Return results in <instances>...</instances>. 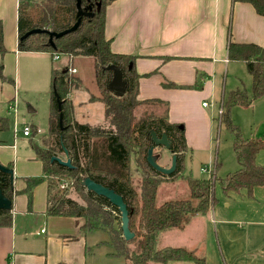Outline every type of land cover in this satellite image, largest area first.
I'll return each instance as SVG.
<instances>
[{
	"label": "trees",
	"instance_id": "1",
	"mask_svg": "<svg viewBox=\"0 0 264 264\" xmlns=\"http://www.w3.org/2000/svg\"><path fill=\"white\" fill-rule=\"evenodd\" d=\"M80 1L81 6L92 14L81 15L75 30L54 37L53 46L49 43L48 31H62L75 23L78 18L76 0H18L17 6L19 51L48 52L52 56L64 54L69 58L92 57L99 91L97 98L104 105V120L107 122V126H104L74 119L70 94L73 89L81 87V80L69 71L68 64L61 68L52 65L47 133L40 137V144L33 143L35 156L40 160L42 173L48 182L46 214L83 218L79 230L84 234L97 228L106 230L108 241L113 247L111 254L124 257L131 264H167L169 261L204 264V257L187 247L156 248L157 235L167 229L182 230L191 218L206 214L215 201V184L226 194L245 190L248 197L252 196L255 187L264 186V166L255 161L256 154L264 148V141L243 138L239 127L230 118L232 106L248 105L264 95V44L234 42L230 39L227 46L228 58L244 61L252 78L250 95L238 88L223 96L218 120L234 135L232 150L239 168L221 177H216L213 171L207 178L191 177L184 175V156L188 148L183 128L168 120L166 102L137 98L139 75L134 68L135 56L113 52L111 40L105 37V11L113 0ZM233 1L248 2L256 13L264 16V0ZM35 28L41 31L23 36ZM0 51L4 52L1 37ZM110 64L116 65L121 71L125 82L122 95H117L108 87L112 76V71L107 69ZM0 78L5 79L2 64ZM196 86L200 87L201 84ZM139 105L147 108L142 116L136 118L134 111ZM60 113L64 128L59 123ZM7 126L8 118L0 116V130H5ZM151 129L157 136L165 132L170 140V152L176 154L175 170L170 174L156 171L146 160L147 149L152 144ZM32 132L37 133L35 126ZM65 150L72 168L52 160V157L65 159ZM6 167L11 168V164ZM133 168L139 172L136 184L132 181ZM86 176L122 196L128 210L129 229L134 233L130 240H125L122 235L117 207L82 185ZM63 177L72 179L71 183L83 203L52 191L55 181L59 182ZM178 177L184 179L187 193L157 202L159 184L164 179ZM42 179L38 177L34 182ZM11 186L10 175L0 170V190L9 199ZM10 224V209L0 208V226ZM131 243L136 244L135 249L129 246Z\"/></svg>",
	"mask_w": 264,
	"mask_h": 264
},
{
	"label": "crops",
	"instance_id": "2",
	"mask_svg": "<svg viewBox=\"0 0 264 264\" xmlns=\"http://www.w3.org/2000/svg\"><path fill=\"white\" fill-rule=\"evenodd\" d=\"M17 6L18 0H0V23L3 24L0 37L4 49L0 51V64L5 78H0V100H4L8 112L14 107L16 91L15 80L9 75H15L18 53L45 56L46 62L41 68L45 72L50 70V78L55 59L48 52L17 49ZM104 34L111 40L113 52L135 56L134 68L139 75L137 98L166 102L168 120L182 126L187 148L204 149L210 155L216 118L211 104L219 102L218 120L219 109L222 111L223 94L219 95L218 88L220 73L233 61L245 63L228 58V42L231 39L263 45L264 16L256 13L250 3L233 0H113L106 7ZM78 57L70 60V68H74L75 73L77 68L73 61ZM6 85L12 86L13 94L2 97ZM98 94L99 91L97 95L90 93L80 104L103 105ZM71 101L74 116L72 98ZM74 119L77 120L75 116ZM8 126L0 130V163L11 164L13 170L11 224L0 226V264H85L86 234H80L79 230L82 218L46 214L48 182L35 156L32 128L25 125L30 133L22 132L28 137L30 149L27 151L23 150L24 139L17 140L15 133L10 142ZM16 140L21 142L19 146ZM38 177L43 179L34 182ZM256 196L261 206L244 208L245 217H228L221 213L212 219V230L208 227L207 235L200 241L205 245L204 256L203 251L199 254L204 257V264H264V186L255 187L249 198ZM44 224L45 228L41 227ZM170 235L173 233L165 235V241H169Z\"/></svg>",
	"mask_w": 264,
	"mask_h": 264
},
{
	"label": "rangeland",
	"instance_id": "3",
	"mask_svg": "<svg viewBox=\"0 0 264 264\" xmlns=\"http://www.w3.org/2000/svg\"><path fill=\"white\" fill-rule=\"evenodd\" d=\"M0 27V33H2L3 24L0 23ZM18 57L15 75H9L15 80L16 91L15 98L13 99L14 101H12L14 107L10 110V114L2 99L0 100V114L8 117L9 126L7 129V137H9L10 142H13V135L15 133L17 140L20 141L24 139L25 145L23 150L28 151L30 149L28 137L22 135L25 125L30 126V128H32V125L37 126L38 131L34 136V140L37 144H40V137L47 133V116L52 91L51 78L50 70L49 72H45L41 68V65H44L46 62L45 56L19 52ZM46 57H49L48 54H46ZM71 59L72 58H69L67 55L59 54V58L54 59L53 64L61 68L66 63L71 67ZM27 60L29 61L27 62ZM73 65L77 68V72L73 73L82 80L81 87L78 89L75 88L71 92L75 118L81 123H101V125L107 126V122L103 120L104 106L101 103L80 104L82 101L87 100L90 93H95V95H97L98 88L94 78L92 57L79 56L73 61ZM31 67H33V69ZM6 86V91H2V97L13 92L11 85ZM251 86L252 78L243 62L233 61L227 70L220 73L218 88L220 90L219 95L221 96L223 94L225 97L231 90L236 88L245 90L246 93L250 95ZM218 104L219 102L214 106L213 104L210 106L211 111H213L216 116L213 124L212 149L210 150V155L206 153L207 150L204 149L194 148L191 150L188 148L184 156V175L207 178L211 174V169H213L215 176L221 177L239 168V164L232 150L234 135L224 124H220L217 119ZM146 108L147 106L145 105H139L134 111L136 118L142 116ZM230 118L231 121L239 127L243 138L261 139L264 141V95L253 100L248 105L232 106L230 109ZM17 140L16 143L19 146L21 142ZM154 152H160L161 156L159 162L169 166L170 156L166 150L160 149V147L157 146L154 148ZM255 161L264 166V148L256 154ZM200 166L207 167L208 169L201 170ZM132 173V181L136 184V181L139 179V172L133 168ZM71 180L72 179L69 177H63L59 182L55 181V184L52 185V191L55 194L62 193L79 203H83L82 197L73 187ZM186 193L187 187L182 177L172 180L164 179L158 187L157 202H162L168 198L184 196ZM214 197L215 201L213 205L210 206L209 211L206 214L194 216L192 222L184 230L167 229L160 231L156 239V248L167 245L186 246L191 249H196L194 252L197 255L201 254L203 251L204 256L203 249L205 245L203 241H200L207 235L208 227L212 230L213 218L219 216L221 213L228 217H245L242 215L244 208L250 209L261 206L258 200L259 196H256L255 199L249 198L245 195V190L226 194L218 184L214 185ZM226 203L229 205H226ZM83 221L82 218V223ZM41 227L45 228V224ZM168 233H173V235H170L169 241H165V235ZM80 234L83 233L80 232ZM85 236V241L87 243L85 264H131L128 259L111 254L113 247L110 241H108L109 237L106 230L97 228L87 233ZM129 246L135 249L136 244L131 243ZM173 263L176 264V262H170L168 264ZM149 264L161 263L149 262Z\"/></svg>",
	"mask_w": 264,
	"mask_h": 264
},
{
	"label": "water",
	"instance_id": "4",
	"mask_svg": "<svg viewBox=\"0 0 264 264\" xmlns=\"http://www.w3.org/2000/svg\"><path fill=\"white\" fill-rule=\"evenodd\" d=\"M76 8H77L76 15L78 18L71 27L66 28L62 31H58V32L48 31L49 43L51 46H53V38L54 37H59V36H62L68 32L75 30V28L78 26V24L80 22V16L81 15H89L90 16L92 14L90 12H87V10L81 6L80 0H76ZM39 31H41V29L35 28V29L28 31L23 36H27L30 33L39 32ZM107 69L112 71V76H111V79L108 83L109 89L114 91L117 95H122L124 92V88H125V82L122 79V74H121L120 69L116 65H113V64L108 65ZM58 105H59V110H60V101H58ZM61 121H62V114L60 113L59 114L60 125H61ZM61 128H64V127L61 125ZM181 128H182V126H181ZM149 132L151 134L152 144L147 149L146 160H147L148 164L153 169H155L156 171H158L160 173H164V174H170L171 172H173L175 170L176 154H172L170 165L166 166L165 164H162L159 162V158L161 156V153L160 152H154V148L156 146H161L167 150H170V140L166 136L165 132H163L161 134V136H157L156 133L153 131V129H151ZM65 156H66L65 159H62L60 157H52V160L55 159L60 164L67 166L69 168H72L73 165L71 164L70 159L67 157V151L66 150H65ZM0 170L5 172V173H8L10 175V178L12 179L13 170L11 168H8V167H6L0 163ZM81 183L87 190L93 191L95 194L105 197L106 199H108V201L112 205L117 207V209L120 212L122 235H123L125 240H130L134 236V233L129 229L128 210H127L126 203L124 202L122 196L119 193H117L116 191H114L112 188L104 186L101 183L94 181L93 179H91L88 176L84 177ZM0 208H3V209H10L11 208V199L6 197L1 192V190H0Z\"/></svg>",
	"mask_w": 264,
	"mask_h": 264
},
{
	"label": "built area",
	"instance_id": "5",
	"mask_svg": "<svg viewBox=\"0 0 264 264\" xmlns=\"http://www.w3.org/2000/svg\"><path fill=\"white\" fill-rule=\"evenodd\" d=\"M54 58H55V59L58 58V55L55 54V55H54ZM69 71L73 73V72H75V69H74V68H70ZM203 104L206 105L207 103L204 102ZM219 112H221V109H219ZM29 133H30L29 127H24V129H23V134H24V135H28ZM200 169H201V170H204V169L207 170L208 168L202 166ZM42 231H43V230H42Z\"/></svg>",
	"mask_w": 264,
	"mask_h": 264
},
{
	"label": "flooded vegetation",
	"instance_id": "6",
	"mask_svg": "<svg viewBox=\"0 0 264 264\" xmlns=\"http://www.w3.org/2000/svg\"><path fill=\"white\" fill-rule=\"evenodd\" d=\"M157 147V146H156ZM161 147V146H160ZM161 149H163V150H167V149H165L164 147H161ZM168 152H169V154H170V161H171V156H172V154H171V152H170V150H167ZM170 165V164H169Z\"/></svg>",
	"mask_w": 264,
	"mask_h": 264
}]
</instances>
